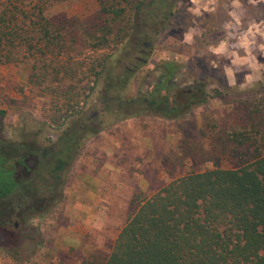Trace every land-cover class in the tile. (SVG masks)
<instances>
[{"label": "rangeland", "instance_id": "374dc122", "mask_svg": "<svg viewBox=\"0 0 264 264\" xmlns=\"http://www.w3.org/2000/svg\"><path fill=\"white\" fill-rule=\"evenodd\" d=\"M98 9L96 0L54 3L47 10L52 22L78 26L65 33L61 54L53 50L45 56L24 57L18 53L19 59L0 63L3 137L16 139L22 117L28 122L32 118L60 122L66 101L55 86L64 85L74 86L77 112L59 128L51 121L41 127L36 144L46 150L58 135L69 131L73 120L97 130L81 135L62 186L38 191L10 222L0 217L10 234H3L0 226V264H97L109 253L137 202L168 181L212 166L236 168L264 152V0H178L168 29L142 44L141 56L148 53L144 65L132 47L133 30L114 49H89L82 28L93 26L92 30L102 24L105 17ZM139 13L132 22L140 21ZM94 34L101 36L98 29ZM101 56L109 75L103 71L93 80L83 67L93 66ZM169 58L180 63L176 88L204 93L203 103L177 118L116 110L118 100L130 98L137 85L144 90L154 78L153 67ZM59 67L73 68L74 78L58 85L54 78L61 72L53 70ZM122 68L134 69L127 89L115 91L116 99L110 93L104 97L107 76L122 74ZM80 70L85 71L84 77ZM46 83L55 87V95L46 90ZM105 104L107 110L100 109ZM101 139L128 140V155H116L127 164L124 173L118 175V168L115 175L125 179L119 180L125 189L116 198H76L78 165ZM79 193L85 195L84 190Z\"/></svg>", "mask_w": 264, "mask_h": 264}, {"label": "trees", "instance_id": "16d2710c", "mask_svg": "<svg viewBox=\"0 0 264 264\" xmlns=\"http://www.w3.org/2000/svg\"><path fill=\"white\" fill-rule=\"evenodd\" d=\"M59 1L62 0H0V63L19 59L18 53L24 57L35 53L45 56L53 50L61 54L65 33H73L78 26L56 24L48 17L47 10ZM144 1L96 0L98 11L105 18L98 28L94 26L91 30L93 26L85 25L82 28L89 49H114L133 30L132 47L141 56L145 40L152 42L168 29L178 0ZM138 11L140 21L132 22ZM97 29L101 36L94 34ZM147 54L139 57L142 65ZM94 60L93 66L83 67L93 80L103 71L109 75L104 57ZM153 69L152 82L144 90L137 85L130 98L118 100L116 110L128 108V115L148 112L177 118L205 101L204 93L176 88V77L180 74L177 59L163 60ZM53 71L61 72V76L54 78L58 85L74 78L73 68L59 67ZM133 73V68H122V74L107 76L103 96L110 93L116 99L115 91L124 92ZM80 74L84 77L85 71L80 70ZM55 87L66 101L60 122L52 118L48 122L33 118L28 122V118L22 117L14 140L2 136L0 123V217H7V213L21 215L38 191L50 190L57 184L62 186L73 149L81 144V135L97 131L73 120L68 132L58 135L46 150L40 149L36 139L41 127L51 121L59 128L77 112V95L71 92L74 86L64 85L66 91ZM45 88L53 91V95L57 93L47 83ZM100 109L107 110L106 104ZM3 114L0 109V115ZM60 195L61 192L57 193L58 198ZM3 224L0 223L2 233L10 235ZM97 264H264V152L255 153L246 164L236 168L212 166L168 181L137 202L116 234L109 253Z\"/></svg>", "mask_w": 264, "mask_h": 264}, {"label": "crops", "instance_id": "0c3cea01", "mask_svg": "<svg viewBox=\"0 0 264 264\" xmlns=\"http://www.w3.org/2000/svg\"><path fill=\"white\" fill-rule=\"evenodd\" d=\"M127 145L128 140L127 142H106V139H101L95 144L94 148L89 149L85 158H82L78 165L79 172L76 171L78 177L76 180L77 190L73 192L79 193V191L84 190L85 195L77 193L73 194V196L76 198L108 199L116 198L119 191H124L125 183L119 180L125 179L118 180L115 178V175H117L118 168V175L124 173L127 164H121L119 159L116 158V155L118 153H120V155H128V150L130 149L127 148Z\"/></svg>", "mask_w": 264, "mask_h": 264}, {"label": "flooded vegetation", "instance_id": "af4514ba", "mask_svg": "<svg viewBox=\"0 0 264 264\" xmlns=\"http://www.w3.org/2000/svg\"><path fill=\"white\" fill-rule=\"evenodd\" d=\"M14 215H18V214H17V213H16V214H13V213H7V215H6L7 217H5V221H6V222H10V220H11V218H12L11 216H14ZM9 216H10L11 218H10Z\"/></svg>", "mask_w": 264, "mask_h": 264}]
</instances>
